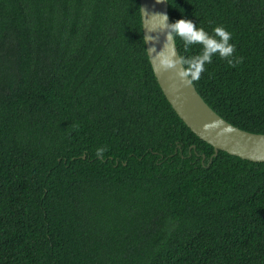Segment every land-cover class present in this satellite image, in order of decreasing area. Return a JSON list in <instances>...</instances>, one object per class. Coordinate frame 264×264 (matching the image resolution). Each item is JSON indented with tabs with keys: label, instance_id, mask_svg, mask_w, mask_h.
I'll return each instance as SVG.
<instances>
[{
	"label": "trees",
	"instance_id": "trees-1",
	"mask_svg": "<svg viewBox=\"0 0 264 264\" xmlns=\"http://www.w3.org/2000/svg\"><path fill=\"white\" fill-rule=\"evenodd\" d=\"M167 4L231 33L192 84L264 134V0ZM213 154L158 86L139 0H0V264H264V163Z\"/></svg>",
	"mask_w": 264,
	"mask_h": 264
},
{
	"label": "water",
	"instance_id": "water-1",
	"mask_svg": "<svg viewBox=\"0 0 264 264\" xmlns=\"http://www.w3.org/2000/svg\"><path fill=\"white\" fill-rule=\"evenodd\" d=\"M141 29L154 77L167 102L184 125L218 152L253 163H264V134L242 131L220 118L200 97L194 85L181 80L175 70L163 71L157 55L179 57L175 41L168 39L167 0H139ZM166 16L167 21L164 25Z\"/></svg>",
	"mask_w": 264,
	"mask_h": 264
},
{
	"label": "clouds",
	"instance_id": "clouds-1",
	"mask_svg": "<svg viewBox=\"0 0 264 264\" xmlns=\"http://www.w3.org/2000/svg\"><path fill=\"white\" fill-rule=\"evenodd\" d=\"M161 17L166 25L167 17ZM166 26L168 39L174 40L179 37L185 49L191 45L199 44L202 51L199 55L190 58L176 57L175 59L164 55L163 52L159 53L157 58L163 71L175 70L181 80H187V83L191 84L205 70L204 65L211 63L213 55L218 54L220 58L227 59L229 64L232 63L230 57L235 49L234 45L229 43L231 33L223 27L214 28L210 35L188 19H179ZM103 151V149H97V157L102 158Z\"/></svg>",
	"mask_w": 264,
	"mask_h": 264
}]
</instances>
